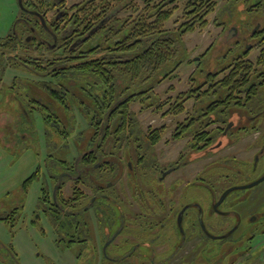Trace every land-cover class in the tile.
<instances>
[{
  "label": "flooded vegetation",
  "instance_id": "af4514ba",
  "mask_svg": "<svg viewBox=\"0 0 264 264\" xmlns=\"http://www.w3.org/2000/svg\"><path fill=\"white\" fill-rule=\"evenodd\" d=\"M66 1L52 0L50 6L40 7L18 0L15 26L6 37H0V83L6 68L16 65L47 76L49 80H33L38 90L36 95L29 92V101L53 113L57 123L63 119L60 108L75 105L69 102L67 107L53 92L70 93V101L77 100L78 109H83L82 89L67 87V73H61V68L70 60L66 48H76L77 39L88 33L79 37V32L71 29L74 10ZM260 22L250 29L232 27L224 41L228 49L222 50L221 64L208 67L202 78L193 71L188 88L167 103L165 115L174 117L186 111L187 102L192 105L183 119L173 120L172 142L187 140L171 160H165L168 150L159 148L163 136L155 142L150 139V133L160 127L149 124L144 132L134 118V125L127 123L124 133H113L125 121L114 120L112 107L102 123L112 133L104 135L97 133L90 117L94 135L73 164L61 161L62 169L50 172L52 191L45 188L40 198L39 207L55 233L66 237H58V242L78 245V258L84 254L87 264H264V209H239L254 204L251 200L264 202V191L258 190L264 187V24ZM8 39H13L15 48H3ZM213 44L195 60L210 53ZM30 47L38 55L28 53ZM254 49L259 51L255 60L249 57ZM46 50L51 55L42 54ZM24 57L33 60L21 59ZM53 58L59 64L50 66ZM40 60H45L49 69H33V63ZM244 61L252 62L246 80L226 88L223 81ZM17 79L15 76L12 89L19 86ZM180 96L186 98L184 110L177 112L171 107ZM162 109L160 104L154 111ZM23 111L28 119L27 110ZM217 172L221 174L217 183L213 182L218 184L215 187L208 177ZM69 181H73L72 194L64 196L62 190ZM196 186L210 194L203 190L204 197H196ZM233 192L235 197L229 198ZM19 210L16 206L0 219L14 222ZM33 222L38 224V219Z\"/></svg>",
  "mask_w": 264,
  "mask_h": 264
},
{
  "label": "rangeland",
  "instance_id": "374dc122",
  "mask_svg": "<svg viewBox=\"0 0 264 264\" xmlns=\"http://www.w3.org/2000/svg\"><path fill=\"white\" fill-rule=\"evenodd\" d=\"M81 1L67 0L66 4L69 7ZM217 1L215 11L208 16L209 24L206 28L196 29L181 36L178 54L169 63L170 66H173L181 62L176 71L178 75L155 86L151 94L152 98H156V103L147 107L148 103L136 101L130 105L134 118L139 120L144 132H148L149 124H152V127L165 126L163 138L159 142L162 152L168 150L164 153L165 160H171L177 149L183 146L187 140L185 138L172 142L171 134L175 126L173 120L178 117L183 119L188 115L187 109L192 107L190 101L187 102L186 111L174 117L172 114L165 115L167 112L165 110L169 107L167 103L174 101L178 91L188 88V76L193 71H195L194 76L202 78L208 67L214 68L221 64L223 61L222 50L224 49V53L228 49V44H225L224 41L228 38L229 30L232 27L242 26L250 29L257 21L264 24V8L258 11L251 10V6L259 0ZM137 3L139 8H142V0H137ZM179 4L180 8L166 23V28L173 33L178 32V28L185 20L183 15L185 3L180 2ZM131 11L132 8H126L121 10L118 15L124 17ZM19 13L18 0H0L1 38L6 37L12 31ZM232 39L230 44L233 45L236 37ZM213 42L211 52L200 57V60H195ZM250 42L253 41L250 40ZM28 50V53L35 54L34 56L38 55L31 47ZM42 54L51 55V52L46 50ZM257 54L259 51L254 49L250 52L249 57L255 60ZM15 76L18 77L16 83L19 86L12 89L10 86ZM40 79L49 80L47 76L30 72L23 65H16L6 68L3 81L0 83V215L16 206H19L20 209V216L16 221L6 223L0 219V264H87L83 261L84 254L81 259L78 258V245L67 246L64 240L57 241L58 237L64 236L55 233L51 220L46 217V213L40 209L39 205H41L40 198L43 195V190L48 188L52 191L53 183L51 184L49 179L50 172H59L62 169L61 161L73 164L79 152L83 150L84 143L94 135V128L89 123L92 114L86 115L84 108L79 110L78 102L74 100L70 103L75 107L60 108L59 114L63 118L61 122L46 120L45 116H48V110L29 101L30 96L36 95V90H38V83L33 80ZM170 86L173 87L170 88ZM159 104H162L165 109L154 111ZM24 109L28 112V119H24ZM167 142L170 144L167 145ZM200 165L202 164L200 163ZM219 174L221 172L212 173L208 177L210 181L212 180V186L218 185H214L213 182L217 183L216 177ZM29 178L32 179L29 180ZM225 181H228V178ZM72 186L73 181L66 183L62 190L64 196L72 194ZM203 190L201 186H196L195 193L197 194L195 196L204 197ZM258 190L261 193L264 191V187L261 186ZM204 191L206 194H210L209 190ZM235 194L233 192L229 198H234ZM250 203L254 204H244L245 206H239V209L244 210L249 206L255 209L256 206H260L259 210L264 209V202L251 200ZM35 217L38 219V224L33 222ZM10 247L13 248L12 252L8 251Z\"/></svg>",
  "mask_w": 264,
  "mask_h": 264
},
{
  "label": "trees",
  "instance_id": "16d2710c",
  "mask_svg": "<svg viewBox=\"0 0 264 264\" xmlns=\"http://www.w3.org/2000/svg\"><path fill=\"white\" fill-rule=\"evenodd\" d=\"M32 2L35 6L46 7L51 5L52 0H25L28 5ZM180 2L185 3V20L178 32L173 33L166 28V23L180 8ZM142 3V8H139L137 0H82L70 7L74 10L70 17L71 29H76L79 37L87 33L88 35L77 39L76 48H66V55L70 60L65 68H61V73H67V87L77 86L82 89L84 111L87 115L92 114L91 119L95 121L94 125L99 134L112 133L110 127L102 124L108 119L112 107L114 120L125 121L113 133H124L129 127L127 123L132 122L131 126L134 125V116L130 109L132 102L148 103L147 107L156 103V98H152L151 94L155 86L178 75L176 71L181 62L173 66L169 63L178 54L181 36L206 28L209 24L208 16L215 11L218 1L142 0ZM126 8H132L131 13L124 17L119 16V12ZM262 8L264 0L251 6V10L258 11ZM12 40L8 39L2 44L3 48H15ZM21 59L33 60L26 57ZM54 61L55 58L50 59V66L59 64ZM44 63L45 60L34 62L32 67L36 71L44 72L49 69ZM250 63L252 62H242L228 75L223 81L225 87L230 89L239 86L237 82L240 80L245 81V72L251 70ZM235 71L239 74H235ZM1 72L2 69L0 74ZM53 94L66 106L70 102V93L57 91ZM185 99L180 96L171 109L183 111ZM94 108L95 111L92 112L91 109ZM53 115L51 113L45 116L46 120L52 122ZM164 130L165 126H162L151 132L150 139L153 142L160 140Z\"/></svg>",
  "mask_w": 264,
  "mask_h": 264
},
{
  "label": "water",
  "instance_id": "95a60500",
  "mask_svg": "<svg viewBox=\"0 0 264 264\" xmlns=\"http://www.w3.org/2000/svg\"><path fill=\"white\" fill-rule=\"evenodd\" d=\"M20 2H21V0H20ZM196 59H198V58H196ZM263 178H264V177H263ZM263 178H261V179H259L258 181H256V182L250 184V186H253L254 184L258 183V182L261 181ZM229 191H230V190H227V191L223 194V196H222L221 199H223V198L225 197V195H226Z\"/></svg>",
  "mask_w": 264,
  "mask_h": 264
}]
</instances>
